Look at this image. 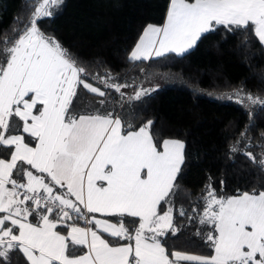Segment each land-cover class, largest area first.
<instances>
[{"label":"trees","instance_id":"16d2710c","mask_svg":"<svg viewBox=\"0 0 264 264\" xmlns=\"http://www.w3.org/2000/svg\"><path fill=\"white\" fill-rule=\"evenodd\" d=\"M41 1L0 0V68L12 47L33 28L49 45L59 46L76 66L77 81L66 101L64 119L116 117L121 134L145 128L157 150L166 138L180 140L182 163L157 206L158 212L172 206L171 226L156 239L165 250L167 264H208L176 260L173 253L212 255L215 200L264 192V46L254 23L213 21L182 54L130 59L143 28L162 24L169 0H49L36 12ZM5 123L4 129L0 125V137L20 134L25 144L35 146L37 137L23 130L14 111ZM12 150L0 138V160L10 159ZM26 170L39 177L50 194L65 201V191L47 172L23 161H17L10 173L16 193V187L25 183ZM25 205L30 222L36 224L46 215L61 233L69 225L85 224L73 215L47 212L28 199ZM72 206L83 212L75 203ZM98 216L123 227V234L112 235L88 222L108 245L132 244L139 233L136 216ZM67 246L69 252L84 251L83 245L69 242ZM261 260L264 264V255ZM0 264L28 261L14 244L0 252Z\"/></svg>","mask_w":264,"mask_h":264},{"label":"crops","instance_id":"0c3cea01","mask_svg":"<svg viewBox=\"0 0 264 264\" xmlns=\"http://www.w3.org/2000/svg\"><path fill=\"white\" fill-rule=\"evenodd\" d=\"M213 21H251L264 46V0H169L162 24L143 28L129 58L148 60L168 52L182 54ZM25 36L27 39L29 33ZM32 43L33 39H28V45ZM32 79L21 81L22 93ZM46 94L47 90L41 95ZM14 111L22 120L23 130L37 137V142L29 146L20 134L1 140L13 150L10 159L0 160V252L17 244L28 264H167L165 250L156 239L166 231L157 223L161 213L157 206L182 163L183 143L166 138L157 150L145 128L121 134L116 117L80 115L68 121L58 114L57 124L53 111L45 122L34 115L26 117L20 108ZM17 161L47 172L65 191L64 203H75L89 213V222L98 230L112 235L124 231L120 224L98 215L138 217L140 228L133 243L108 245L85 224L69 225L66 233H61L46 215L36 224L30 222L26 199L14 191L10 179ZM24 177L25 183L50 192L31 170H26ZM263 238L264 192L241 193L217 202L212 255L174 252L173 258L208 264L234 260L261 263ZM67 240L83 245L84 251L69 252Z\"/></svg>","mask_w":264,"mask_h":264},{"label":"rangeland","instance_id":"374dc122","mask_svg":"<svg viewBox=\"0 0 264 264\" xmlns=\"http://www.w3.org/2000/svg\"><path fill=\"white\" fill-rule=\"evenodd\" d=\"M48 2L49 0H42L36 12H40V7H45ZM28 33L27 39L26 36L20 38L12 47L7 62L0 68V125L2 129L6 124L8 113L18 108L23 110L26 117L34 115L33 118H42L44 122L48 120L53 111L54 120L58 124L57 115L62 117L66 101L70 99L77 81L76 66L63 54L59 46L49 45L33 28ZM30 38L33 39V43L28 45ZM28 77L33 78V83L23 86L22 93L21 81ZM82 84L88 87L87 82H82ZM89 88L94 89V87ZM46 90L48 94L41 95ZM33 118L27 124L31 123ZM5 137L4 135L0 138L3 140ZM215 201L217 203L220 200ZM171 209L170 205L157 218V223L162 226L163 230L170 228ZM254 264L261 263L256 261Z\"/></svg>","mask_w":264,"mask_h":264},{"label":"built area","instance_id":"2783aa9c","mask_svg":"<svg viewBox=\"0 0 264 264\" xmlns=\"http://www.w3.org/2000/svg\"><path fill=\"white\" fill-rule=\"evenodd\" d=\"M16 189L24 198L30 200L35 206L45 207L47 212L59 211L64 214L79 217L85 225L89 222L88 215L85 211L81 212L75 206L66 205L60 195L42 192L29 183H23L21 186H17Z\"/></svg>","mask_w":264,"mask_h":264}]
</instances>
